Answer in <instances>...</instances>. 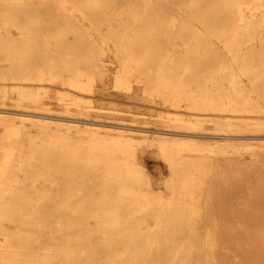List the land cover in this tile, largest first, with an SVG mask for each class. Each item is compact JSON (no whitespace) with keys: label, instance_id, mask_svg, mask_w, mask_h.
I'll return each instance as SVG.
<instances>
[{"label":"bare ground","instance_id":"obj_1","mask_svg":"<svg viewBox=\"0 0 264 264\" xmlns=\"http://www.w3.org/2000/svg\"><path fill=\"white\" fill-rule=\"evenodd\" d=\"M144 1L117 11V0H0V140L10 139L0 160V264H215V231L230 225L223 215L219 222L211 204L222 177L227 215L237 214L246 231L238 247L262 257L264 182L243 189L238 180L250 183L245 156L264 167V105L238 78L255 60L264 72V54L234 49L238 39L264 30V0H195L177 20L164 16L165 0ZM66 3L83 12L94 35H121L115 85L127 91L120 103L131 119L91 115L103 77L101 46ZM136 35L225 37L233 55L220 81L233 90L191 93L186 110L170 112L154 128L139 126L136 117L155 101L146 105L131 92V78L161 95L156 87L165 82L166 66L145 67L150 52L132 56ZM53 89L55 110L43 103ZM9 98L16 110L4 108ZM147 148L168 167L163 193L154 192L138 163ZM204 185L209 190L201 193Z\"/></svg>","mask_w":264,"mask_h":264},{"label":"rangeland","instance_id":"obj_2","mask_svg":"<svg viewBox=\"0 0 264 264\" xmlns=\"http://www.w3.org/2000/svg\"><path fill=\"white\" fill-rule=\"evenodd\" d=\"M106 1L108 2L110 0ZM133 1L134 0H117L116 3L122 5H117L115 10L118 11V9H125L126 6L123 4L131 3ZM139 1L145 2L144 0H136L137 3H140ZM193 1L195 0H165V6L162 7L165 12L164 16L167 19H181V13L186 9L185 5ZM199 1L204 3L214 2V0ZM65 7L71 12L73 20L76 21L83 30L89 31L93 34L92 24L85 19L82 11L73 9L72 5L69 3H66ZM141 9H143V7ZM118 16L124 18L125 12H121ZM50 25L51 22L46 23V27ZM104 33L105 28H102L101 34ZM254 34L255 35L238 39L237 46L234 50L238 53H243L246 49L253 48L264 54V30L262 31L261 29H258ZM43 36L45 35H40L39 37L41 43H44ZM119 36L121 35H92L93 39H95L101 46V49L99 48L96 52V59L103 72V77L100 80H97L94 87V95L97 101L92 104L93 108L90 111L93 117L96 115L101 116L102 118L116 117L119 119H131L132 117V115L127 112V108L122 106V103L126 101L125 97L128 95L127 91L122 89L123 87H116L115 85V77L121 69L119 61L121 53L118 40ZM136 36H140L141 40L139 43L140 45L134 48L132 56L138 58L150 52L151 55L147 59L145 67L151 70L156 68L160 62L166 66V77H164L165 82L156 87L157 90L163 93L161 95H149L147 91L151 89L149 85H145L146 83H136L131 78V92L136 94L138 98L143 99L146 105H150L148 100L155 101L153 110L141 111V113L144 114L136 117L137 121L140 123L139 126L147 124L146 126L154 128L160 125V123L165 120V117H167V115L169 116L170 112L175 113L176 110H186V106L189 105L186 98H190L191 95L189 94L191 93H198L201 96L208 95L209 93L216 94L220 85L224 86L225 90L228 92L233 90L225 81H220L225 75V65L228 61V57L233 55V52H229L227 49L228 45L225 43V41H227L225 37H210L208 40L205 35H199L197 38L198 41L196 42L192 35H180L179 37H177V35ZM12 37L17 38L18 35L15 34L12 35ZM128 37L132 39L134 35H128ZM70 38H72V36H70ZM228 41L231 42L232 38H229ZM4 65L5 67L7 66L5 63ZM252 66V69L248 71L247 74H240L238 80L242 87L247 88L253 93L255 92V96H257L260 99L261 104L264 105V72L261 71L260 64L257 63L256 60ZM74 68L76 70L85 71L84 64L74 65ZM183 68H188V70H183ZM169 71L171 76H167ZM147 74L148 71L145 70L144 75ZM172 74L174 77H172ZM100 91L101 94L99 93ZM54 96L55 90L53 89L50 91L49 97H44L43 99V103L52 110L57 108ZM172 98L174 99L173 106L168 102L169 99ZM101 100L103 101L102 105L99 103ZM174 105H178L180 108L176 109ZM4 108L7 111H13L16 110V104L9 98L4 102ZM106 110L107 112L105 113ZM114 112H119V114H115ZM120 113L124 114L120 115ZM159 115H163L164 118H159ZM209 127L212 129L214 128L212 126ZM2 133L3 128L0 126V137ZM244 134L253 133L245 132ZM9 141V138L0 140V160L2 159V147L6 146ZM138 163L141 165L142 170L150 176L152 189L155 190L154 192L163 193L164 181L169 174L166 162L162 160V158L156 156L152 149L147 148L145 152H142L141 155H139ZM244 165L248 173L246 180H249L250 183H247L244 180H238L241 188L246 189V187L254 186L257 181L264 182V167L262 163H255L250 157L245 156ZM90 179H92V177ZM216 185L218 186L213 192L214 197L211 204L214 207L219 222L221 215H223L224 219L230 222V225L227 227L229 229L225 230V228H220L215 231L216 241L218 243V247L215 249L220 252V255L215 257V259H217V263L215 264H264V239L257 242L259 253L262 254L260 259L255 255L249 256L247 251H244V249L249 248L248 246L245 245L243 247H238V243L241 242L239 237L242 233L243 236H245L246 231L242 229L237 214L233 213L231 219L228 216V198H226V192L224 193L222 191L224 186L223 177L221 180H217ZM226 185L224 186L226 187L225 189L228 187V185ZM208 190L209 185H204V189L201 193H205ZM240 196L242 201L245 200L246 192L240 193ZM202 232V229H199L196 234L201 235ZM194 241H196V239H194ZM257 252H254V254ZM202 263L204 262H197L196 264Z\"/></svg>","mask_w":264,"mask_h":264}]
</instances>
